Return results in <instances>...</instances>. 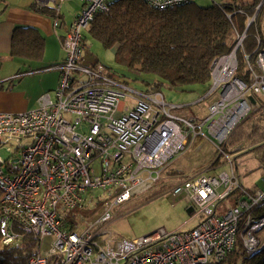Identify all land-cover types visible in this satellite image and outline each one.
Returning a JSON list of instances; mask_svg holds the SVG:
<instances>
[{
	"label": "built area",
	"instance_id": "2783aa9c",
	"mask_svg": "<svg viewBox=\"0 0 264 264\" xmlns=\"http://www.w3.org/2000/svg\"><path fill=\"white\" fill-rule=\"evenodd\" d=\"M142 1L154 9L190 2ZM65 2L80 7L59 38L64 60L51 66L59 71L57 86L42 94L34 109L0 112V152L8 155H0V246L20 248L24 236L38 241L25 264H213L233 248L246 215L240 236L248 255L258 251L264 245V215L248 213L264 201V189L242 187L229 159L227 169L183 178L170 189L192 208L196 220L189 230L159 228L128 240L111 233L109 224L115 205L151 190L166 165L196 139L209 141L228 158L222 148L250 114L249 98L264 94L263 38L255 36L253 56L242 54L246 83L235 77L246 29L234 32L231 50L210 64L206 110L199 118L184 117L170 113L175 107L157 91L133 92L101 64L83 62V33L97 13L108 12L109 0H35L52 11L54 31ZM127 97L132 106L121 102ZM235 189L234 204L218 213V204ZM95 191L110 200L92 220L70 213L98 204ZM69 213L75 221L64 224Z\"/></svg>",
	"mask_w": 264,
	"mask_h": 264
},
{
	"label": "trees",
	"instance_id": "16d2710c",
	"mask_svg": "<svg viewBox=\"0 0 264 264\" xmlns=\"http://www.w3.org/2000/svg\"><path fill=\"white\" fill-rule=\"evenodd\" d=\"M260 1L206 7L190 1L167 9H154L142 0H109L108 12L97 13L87 33L103 48L115 50L116 64L139 75L155 76L157 80L149 84L150 91H158L164 83L173 87H208L212 60L231 50L234 32H244L248 18L254 15ZM29 8L34 13L53 17L49 8H40L35 3ZM263 15L264 1L255 22L245 30L242 51H237L235 77L246 83L249 82L248 72L242 54L253 56L255 36L258 34L262 38ZM262 41L264 43V39ZM42 53L43 38L36 29L16 27L13 30L11 57L39 62ZM251 98L255 105L257 98ZM261 162H264V155ZM237 195L235 189L227 197L230 204H234ZM248 214L254 218L263 216L264 201ZM245 218L246 215L239 223L233 248L213 264H264V245L251 255L243 245L240 234ZM64 221V224H71L67 217ZM37 244L35 239L24 236L20 248L0 246V264H25L36 253Z\"/></svg>",
	"mask_w": 264,
	"mask_h": 264
},
{
	"label": "rangeland",
	"instance_id": "374dc122",
	"mask_svg": "<svg viewBox=\"0 0 264 264\" xmlns=\"http://www.w3.org/2000/svg\"><path fill=\"white\" fill-rule=\"evenodd\" d=\"M252 2L253 0L239 1V3ZM211 4L210 1L204 0L202 4L198 5L206 7ZM78 5L77 2H65L61 6V12L65 18H68L69 12H74L76 8L79 10L80 5L79 7ZM262 20L264 22V15ZM62 31L59 29L57 33H62ZM83 34L85 42L84 63L93 64L98 61L99 64L106 67L114 79L124 84L127 89L143 94L150 92L149 84L157 80L155 76L139 75L116 64L114 49L103 48L89 37L87 31ZM261 35L264 39V26H261ZM29 64L31 65L29 66ZM29 64L20 60L1 58V73H4V68L8 67L7 72L16 73V75L0 82H3L4 86L9 85L12 89V84L23 79L22 87L18 89L24 90V97L28 99L54 90L58 83L59 71L49 67L50 64ZM39 76L43 77L40 78ZM55 81L56 86L48 88ZM208 89L209 87L198 85L173 87L164 83L157 92L165 104L175 107L170 110V113L199 118L203 115L210 101V98H204ZM255 97L258 101L252 106L250 114L235 128L229 141L222 148L228 156L227 159L224 158L223 160V155L209 141L196 139L191 142L181 155L166 165L162 179L151 190L133 196L130 200L113 207V219L109 224L111 233L117 237L132 240L148 235L159 228H163L168 233L177 230H189L194 226L196 219H192L190 214L186 212L188 206L182 197L172 196L170 189L174 183L183 178L199 173L217 174L219 171L227 169L226 162L228 159L237 171L244 187L256 186L259 189H264L262 182V179L264 180V162H261L264 155V94ZM121 102L127 106L133 104L130 97L122 99ZM0 155L3 158L8 156L4 152H0ZM94 196L99 199V203L93 208L74 210L70 213L79 215L84 220H92L101 205L110 200L104 198L101 191H95ZM228 205H230L229 199L221 201L217 206L218 213L224 212ZM70 213L66 217L69 221H75L70 217ZM62 215L64 216L66 213L63 212ZM260 236H264V231L260 233Z\"/></svg>",
	"mask_w": 264,
	"mask_h": 264
},
{
	"label": "crops",
	"instance_id": "0c3cea01",
	"mask_svg": "<svg viewBox=\"0 0 264 264\" xmlns=\"http://www.w3.org/2000/svg\"><path fill=\"white\" fill-rule=\"evenodd\" d=\"M190 1H195L197 2V4H202V2H204V0ZM207 1H210L212 4L223 5L239 3L240 0ZM33 3H35V0H0V59L6 58L10 60H20L23 63L27 64H50L49 66L60 64L64 60V52L60 47L59 38L66 33L67 27L70 25V22L76 15L78 8H76L74 12H69L68 15L70 17L68 16V18H65L64 14H62L61 12V24L57 30L61 29V31H63L62 33H57V30L54 31L52 28V20L50 17L34 13L32 10H30L29 7ZM260 26H264L263 20ZM16 27L34 28L43 38V53L39 62L23 58L11 57L9 55L11 47V36L13 30ZM96 62L98 63V61ZM19 65L22 66L23 64ZM30 65L31 64H29V66ZM4 69L5 72L1 73L2 67H0V81L16 75V73L7 72V70L9 69L8 67ZM39 77L41 78L43 76ZM22 81L23 79L12 84V89H10L9 85L4 86L3 82H0V85L3 84L2 86H0V112L17 113L28 111L38 106L39 98L41 95L29 99L24 97L25 91L22 89H18L22 87ZM55 86L56 81L53 82L52 86L48 88H54ZM240 184L242 185V187H244L241 181ZM244 188L248 190H260L256 186H253L251 188Z\"/></svg>",
	"mask_w": 264,
	"mask_h": 264
},
{
	"label": "water",
	"instance_id": "95a60500",
	"mask_svg": "<svg viewBox=\"0 0 264 264\" xmlns=\"http://www.w3.org/2000/svg\"><path fill=\"white\" fill-rule=\"evenodd\" d=\"M249 101H250L251 103L254 102V101H253V98H251V97L249 98ZM186 212L190 214V213L192 212V208H191V207H188V208L186 209Z\"/></svg>",
	"mask_w": 264,
	"mask_h": 264
}]
</instances>
